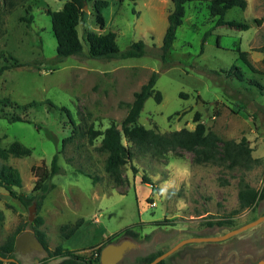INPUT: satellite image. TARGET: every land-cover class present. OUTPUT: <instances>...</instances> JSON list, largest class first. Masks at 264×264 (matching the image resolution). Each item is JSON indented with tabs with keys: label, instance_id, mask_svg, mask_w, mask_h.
Listing matches in <instances>:
<instances>
[{
	"label": "rangeland",
	"instance_id": "374dc122",
	"mask_svg": "<svg viewBox=\"0 0 264 264\" xmlns=\"http://www.w3.org/2000/svg\"><path fill=\"white\" fill-rule=\"evenodd\" d=\"M104 29L95 22V0H89L78 26L83 53L88 56L87 32H114L121 51L142 40L148 55L141 58L99 60L71 56L57 60V40L48 11L63 8L64 0H0V67L15 61L28 67L0 76V146L20 142L31 154L1 160L19 170L22 186L17 194L32 195L37 181L33 168L49 167L59 154L63 172L55 189L29 219V207L0 189V245L10 235L34 233L35 219L43 218L50 251L58 246L74 251L91 264L103 247L131 239L137 246L119 264L168 251L190 238L225 235L264 215V0H247L246 10L230 9L225 23L210 15L211 0L186 5L166 61L156 53L162 46L172 0H107ZM249 25L242 30L229 23ZM205 41V42H204ZM154 73L159 77L157 103L149 98L138 119L161 134L194 130L195 115L223 141H249L252 157L260 160L249 171L226 164H196L194 153L184 149L164 154L140 151L123 137L132 157L121 168L120 182L105 170L107 153L100 152L102 136L110 125H121L134 95ZM182 93V96L180 95ZM66 107L65 111L55 108ZM24 121L14 122V117ZM72 137L63 145L66 138ZM187 164L190 175L179 182L170 199L157 189L170 178L169 164ZM97 178V182H93ZM244 178L263 197L252 208H239V182ZM145 181H148L146 183ZM83 219L71 238L62 236L63 225ZM140 223V224H139ZM161 223V224H159ZM133 227L137 239L114 234ZM18 235V236H19ZM19 264H55L46 251L16 253ZM264 261V222L227 240L188 243L165 259V264H260Z\"/></svg>",
	"mask_w": 264,
	"mask_h": 264
},
{
	"label": "trees",
	"instance_id": "16d2710c",
	"mask_svg": "<svg viewBox=\"0 0 264 264\" xmlns=\"http://www.w3.org/2000/svg\"><path fill=\"white\" fill-rule=\"evenodd\" d=\"M64 6L57 11H48L51 17L52 29L54 36L57 40V60L63 62L64 59L76 56L87 57L91 59L99 60H111V59H131L141 58L148 55V48L144 41L139 40L132 43L128 48L121 51L117 41L116 34L114 32H108L105 34H99L95 32H87L85 40L89 44L88 56L83 53V44L79 36L78 26L84 19V8L87 6L89 0H64ZM120 2L130 1L135 3L137 0H119ZM195 0H172L173 10L168 14V26L163 38L162 46L159 48V52L156 53L162 62L166 61V57L177 38L178 28L183 24V20L186 12V5ZM109 2L107 0H95V22L104 29L106 26V19L104 17V11L108 8ZM240 8L246 10L248 7L247 0H211L209 5L210 15L218 17V25L225 23V16L227 12L232 8ZM255 23L258 26L264 24V18L255 19ZM233 27L240 28L242 30L249 29V25L246 23H240L232 21L229 23ZM205 42V41H204ZM260 51L264 52V42L260 47ZM31 63H20L15 61L13 65H3L0 67V76L4 72L19 68L28 67ZM158 73H154L149 81L141 87L134 95V100L130 105L128 114L122 122V129L120 130L118 125L112 124L105 131L100 133L102 141L97 150L107 153L105 162V170L111 176L115 178V182H120L121 168L132 157L131 152L123 143V137L129 142L134 144L140 151L152 152L154 154H164L168 151H175L177 149H184L194 153L193 162L196 164H226L230 169H239L242 171L251 170L254 165L259 164L260 160L252 157V148L249 146V141L243 138L241 141L236 142L233 140L223 141L222 147H220L221 139L214 132H207L206 126L200 121V115H195L194 121L196 127L194 130H188L183 128L181 130L173 131L169 134L158 133L154 129H147L143 125L138 123L140 114L144 108L145 102L153 97L157 103L162 100V94L157 91L155 86L158 80ZM182 96V93L180 94ZM65 111L71 118V112L66 107H58ZM14 122H27L17 116L12 119ZM72 137L66 138L63 141V145ZM31 154L29 148H25L20 142L12 143L8 148H2L0 146V159L8 160L11 157L20 158ZM36 172L37 181L32 195L17 194L13 189L22 186V178L18 169L15 167L0 163V189H5L9 194L18 199L24 206L30 207L32 203L37 204V208H41L45 198L56 187L53 183V179L56 175L63 172L59 164V154L56 153L49 165H42L41 167L33 168ZM93 182H97V178H93ZM148 183V181H145ZM239 208L234 213L242 212L246 209L252 208L263 197L262 193H259L257 189L252 187L244 178L239 182ZM1 199V193H0ZM43 218L37 217L35 219L34 234L44 245L46 252L49 253V257L52 259L60 258V261L55 264H91L86 261L84 257L75 255L74 251L67 250L62 246H58L55 251H50L45 239V234L39 227L43 225ZM84 220L80 219L73 225H63L61 227L62 236L65 239L71 238L83 225ZM140 224V223H139ZM161 224V223H159ZM20 233L10 235L6 242L0 245V256L3 258H16L15 242ZM116 236H124L132 239H137L139 234L133 227H127L119 233L114 234ZM112 243V241H109ZM108 243V244H109ZM117 243V242H115ZM102 250V249H101ZM101 250L98 253L97 262H100ZM166 251H158L156 253L149 254L137 259L138 264H149L156 257L163 254ZM19 263V261L17 260ZM14 261H3L0 259V264H18ZM159 264H165V259Z\"/></svg>",
	"mask_w": 264,
	"mask_h": 264
},
{
	"label": "water",
	"instance_id": "95a60500",
	"mask_svg": "<svg viewBox=\"0 0 264 264\" xmlns=\"http://www.w3.org/2000/svg\"><path fill=\"white\" fill-rule=\"evenodd\" d=\"M85 10L87 9V6L84 8ZM119 129H122V126H118ZM29 209V219L30 221H33L35 212L37 211V204L34 202L32 205L28 208ZM264 222V215L260 216L258 219L255 221L248 223L247 225H244L236 230H233L225 235L221 236H215V237H203V238H190L186 239L176 246L172 247L168 251L164 252L163 254L159 255L156 257L151 263L149 264H159L161 261L166 259L168 256L173 254L179 247L188 244V243H198V242H219V241H224L227 240L247 229H250L252 227H255L256 225ZM137 244L132 241L131 239H124L120 243H109L103 249L101 250V255H100V262L101 264H118L120 263L123 258L125 257L126 253L135 248ZM46 251L44 245L39 241V239L35 236L34 233H31L30 231H26L19 235L16 239L15 242V253H26L30 251ZM0 259L3 261H14L17 262L16 259L14 258H3L0 256ZM18 263V262H17ZM36 263H39V260H36ZM19 264V263H18ZM260 264H264V261H261Z\"/></svg>",
	"mask_w": 264,
	"mask_h": 264
},
{
	"label": "clouds",
	"instance_id": "9594fccd",
	"mask_svg": "<svg viewBox=\"0 0 264 264\" xmlns=\"http://www.w3.org/2000/svg\"><path fill=\"white\" fill-rule=\"evenodd\" d=\"M169 170L171 172L170 178L165 180L161 186L157 189V195L170 199L176 195L179 190V182L186 179L190 175V168L187 164L179 161H172L169 164Z\"/></svg>",
	"mask_w": 264,
	"mask_h": 264
},
{
	"label": "flooded vegetation",
	"instance_id": "af4514ba",
	"mask_svg": "<svg viewBox=\"0 0 264 264\" xmlns=\"http://www.w3.org/2000/svg\"><path fill=\"white\" fill-rule=\"evenodd\" d=\"M115 243V242H114ZM87 261V260H86ZM101 263V262H100ZM119 264V263H118Z\"/></svg>",
	"mask_w": 264,
	"mask_h": 264
}]
</instances>
